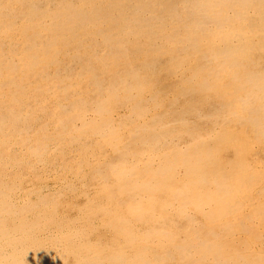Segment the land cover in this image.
Wrapping results in <instances>:
<instances>
[{
  "label": "bare ground",
  "instance_id": "bare-ground-1",
  "mask_svg": "<svg viewBox=\"0 0 264 264\" xmlns=\"http://www.w3.org/2000/svg\"><path fill=\"white\" fill-rule=\"evenodd\" d=\"M0 264H264V0H0Z\"/></svg>",
  "mask_w": 264,
  "mask_h": 264
}]
</instances>
